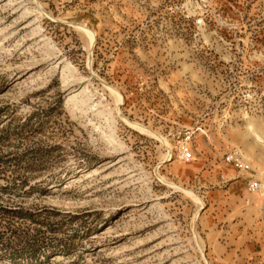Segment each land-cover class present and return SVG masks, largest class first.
Listing matches in <instances>:
<instances>
[{"label": "rangeland", "instance_id": "374dc122", "mask_svg": "<svg viewBox=\"0 0 264 264\" xmlns=\"http://www.w3.org/2000/svg\"><path fill=\"white\" fill-rule=\"evenodd\" d=\"M0 264H264V0H0Z\"/></svg>", "mask_w": 264, "mask_h": 264}, {"label": "bare ground", "instance_id": "6f19581e", "mask_svg": "<svg viewBox=\"0 0 264 264\" xmlns=\"http://www.w3.org/2000/svg\"><path fill=\"white\" fill-rule=\"evenodd\" d=\"M76 26V25H75ZM80 28V27H79ZM83 28V27H82ZM85 29V32L84 33H86L87 32V34H88V36H90L91 37V41H92V46H94L95 45V43H96V41H95V37H94V32L93 31H91V30H89V29H87V28H84ZM86 35V34H85ZM117 94H118V97H119V99L117 100L119 103H122V96H121V94L119 93V92H116ZM117 97V98H118ZM118 106V105H117ZM131 124V123H130ZM134 128H136V130H138L139 132H142V133H149V131L148 130H146L145 128H143L142 126H139L138 124H134V125H132ZM153 135V134H152ZM154 136V135H153ZM168 143V142H167ZM167 145H169V144H167ZM172 155V151H171V149H170V152H169V154H168V156L167 157H170ZM166 184H168V183H166ZM189 194H191V193H189Z\"/></svg>", "mask_w": 264, "mask_h": 264}, {"label": "built area", "instance_id": "2783aa9c", "mask_svg": "<svg viewBox=\"0 0 264 264\" xmlns=\"http://www.w3.org/2000/svg\"><path fill=\"white\" fill-rule=\"evenodd\" d=\"M188 157H190L189 151L187 149L183 150L182 151V158L183 159H188ZM232 161H234V160H232ZM258 186L259 185L257 184V182H251L250 185H249V188H250L251 191H255V190H257L256 187H258Z\"/></svg>", "mask_w": 264, "mask_h": 264}]
</instances>
